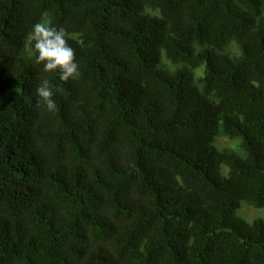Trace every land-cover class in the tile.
Here are the masks:
<instances>
[{
	"label": "trees",
	"instance_id": "1",
	"mask_svg": "<svg viewBox=\"0 0 264 264\" xmlns=\"http://www.w3.org/2000/svg\"><path fill=\"white\" fill-rule=\"evenodd\" d=\"M45 11L77 79L32 55ZM242 203L264 208V0H0V264H264Z\"/></svg>",
	"mask_w": 264,
	"mask_h": 264
},
{
	"label": "clouds",
	"instance_id": "2",
	"mask_svg": "<svg viewBox=\"0 0 264 264\" xmlns=\"http://www.w3.org/2000/svg\"><path fill=\"white\" fill-rule=\"evenodd\" d=\"M69 38L64 27L57 28L53 24L47 11L42 13L41 20L32 26L27 36L36 63L43 64L45 73L58 71L59 79L65 82L80 76L75 50L69 45ZM36 95L39 98L38 105L42 102L48 111L56 110L53 87L47 78L41 80Z\"/></svg>",
	"mask_w": 264,
	"mask_h": 264
},
{
	"label": "rangeland",
	"instance_id": "3",
	"mask_svg": "<svg viewBox=\"0 0 264 264\" xmlns=\"http://www.w3.org/2000/svg\"><path fill=\"white\" fill-rule=\"evenodd\" d=\"M220 144L226 145L227 143L224 140H221ZM241 208H240L241 211L240 210L237 211V215H239L245 221L251 222L257 218H261L264 220V208L262 209L251 208L244 203H242Z\"/></svg>",
	"mask_w": 264,
	"mask_h": 264
}]
</instances>
